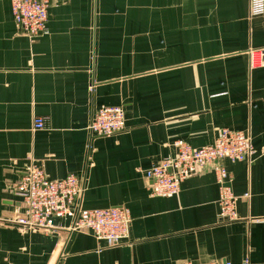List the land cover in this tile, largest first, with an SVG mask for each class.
I'll return each mask as SVG.
<instances>
[{"label": "crops", "instance_id": "crops-1", "mask_svg": "<svg viewBox=\"0 0 264 264\" xmlns=\"http://www.w3.org/2000/svg\"><path fill=\"white\" fill-rule=\"evenodd\" d=\"M264 14L250 0H52L48 34L16 27L0 0V264H264ZM103 106L126 112L124 132L96 138ZM45 128L34 130V119ZM248 132L253 163L233 174L237 219L223 220L212 166L178 196L151 191L145 172L176 142L212 145L218 130ZM36 163L53 180H84L86 210L130 209L129 238L108 246L93 233L21 231V175ZM250 197H244L245 194ZM13 215V217H11Z\"/></svg>", "mask_w": 264, "mask_h": 264}, {"label": "built area", "instance_id": "built-area-1", "mask_svg": "<svg viewBox=\"0 0 264 264\" xmlns=\"http://www.w3.org/2000/svg\"><path fill=\"white\" fill-rule=\"evenodd\" d=\"M52 0H12V13L18 31L34 41L48 34L49 9ZM251 17L264 14V0H250ZM252 67L264 66V54L252 53ZM45 119H34V130L45 128ZM96 138L120 134L126 129V112L119 106H103L93 115L90 127ZM176 153L145 172L152 180V194L164 198L178 196L182 183L198 169L212 166L219 184L221 217L237 219L238 197L232 189L233 174L224 165L253 163L255 150L248 132L221 128L212 145L194 148L184 141L176 142ZM84 192V180L76 175L53 180L36 164L32 163L21 175L16 193L22 198V211L13 220L21 231L30 229L51 230L53 221L70 220L71 230L91 232L108 246H119L129 238L132 215L124 206L86 210L80 205ZM244 197L249 198L250 194ZM21 215L24 219L17 218ZM184 264H195L186 262ZM214 264H232L230 262ZM243 264H251L247 259Z\"/></svg>", "mask_w": 264, "mask_h": 264}, {"label": "water", "instance_id": "water-1", "mask_svg": "<svg viewBox=\"0 0 264 264\" xmlns=\"http://www.w3.org/2000/svg\"><path fill=\"white\" fill-rule=\"evenodd\" d=\"M11 217H13V215H11ZM17 218L24 219V217L21 215H17Z\"/></svg>", "mask_w": 264, "mask_h": 264}]
</instances>
